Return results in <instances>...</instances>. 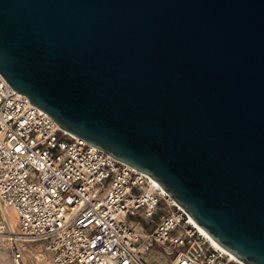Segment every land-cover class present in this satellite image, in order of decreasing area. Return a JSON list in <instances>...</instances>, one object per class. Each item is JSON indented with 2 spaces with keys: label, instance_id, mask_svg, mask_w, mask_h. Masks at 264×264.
Wrapping results in <instances>:
<instances>
[{
  "label": "water",
  "instance_id": "obj_1",
  "mask_svg": "<svg viewBox=\"0 0 264 264\" xmlns=\"http://www.w3.org/2000/svg\"><path fill=\"white\" fill-rule=\"evenodd\" d=\"M0 75L264 264V0H0Z\"/></svg>",
  "mask_w": 264,
  "mask_h": 264
},
{
  "label": "built area",
  "instance_id": "obj_2",
  "mask_svg": "<svg viewBox=\"0 0 264 264\" xmlns=\"http://www.w3.org/2000/svg\"><path fill=\"white\" fill-rule=\"evenodd\" d=\"M152 245L169 264H240L146 175L67 134L0 75V264H147L138 248Z\"/></svg>",
  "mask_w": 264,
  "mask_h": 264
},
{
  "label": "rangeland",
  "instance_id": "obj_3",
  "mask_svg": "<svg viewBox=\"0 0 264 264\" xmlns=\"http://www.w3.org/2000/svg\"><path fill=\"white\" fill-rule=\"evenodd\" d=\"M157 222V219L154 218L152 225L154 226V224ZM150 227H148V229L146 230L147 232H145V234L143 235V240L147 241L148 238H145L146 236H148L149 234V229ZM149 230V231H148ZM143 259L146 261L147 264H169V260L170 258L167 257L164 254V251L161 247L152 245L148 251H146V254H143Z\"/></svg>",
  "mask_w": 264,
  "mask_h": 264
},
{
  "label": "bare ground",
  "instance_id": "obj_4",
  "mask_svg": "<svg viewBox=\"0 0 264 264\" xmlns=\"http://www.w3.org/2000/svg\"><path fill=\"white\" fill-rule=\"evenodd\" d=\"M149 178V177H148ZM150 179V181H151V183H152V185H153V187L154 188H156L159 192H160V194H162L165 198H167L171 203H172V205L173 206H175V207H177V208H179L167 195H166V193L159 187V185L157 184V183H155L151 178H149ZM180 209V208H179ZM188 220H189V223L194 227V228H196L197 229V231L206 239V241L208 242V243H210L214 248H217V249H219V250H222L224 253H226L228 256H229V258L232 260V261H234V262H236V263H240L239 261H237L234 257H232L231 255H229L226 251H224L222 248H220L219 246H217L210 238H208L207 237V235L188 217ZM143 235L144 234H141V238H143ZM145 238H147V237H145ZM139 251L141 252V254H142V257H143V254L145 253L144 252V247L143 246H140L139 248ZM240 264H242V263H240Z\"/></svg>",
  "mask_w": 264,
  "mask_h": 264
}]
</instances>
